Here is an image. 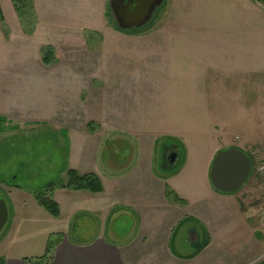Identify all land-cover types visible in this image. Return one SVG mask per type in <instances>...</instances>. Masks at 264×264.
I'll return each mask as SVG.
<instances>
[{
	"label": "rangeland",
	"instance_id": "rangeland-1",
	"mask_svg": "<svg viewBox=\"0 0 264 264\" xmlns=\"http://www.w3.org/2000/svg\"><path fill=\"white\" fill-rule=\"evenodd\" d=\"M243 2L164 0L145 26L132 30L116 25L109 0H33L32 23L19 18L11 30L12 22L0 19V180L29 198L11 226L15 204L0 187L10 210L0 256L40 255L59 230L72 241L133 240L138 212H117L106 222L82 199L60 196L67 220L59 222L30 198L49 182L65 181L73 166L111 162L136 170L144 150L149 174L153 150L154 174L164 178L148 184L153 195L161 196L162 183L164 194L169 185L187 199L164 195L157 202L163 211L146 213L164 228L139 231L174 237L177 252L211 244L212 252L225 251L228 264H264V239L257 241L264 235V1L253 0L254 18ZM252 18L259 22L252 48L258 53L241 46ZM230 146L244 149L254 169L243 187L220 192L209 171L217 151ZM171 148L180 154L169 166ZM134 172L130 189L144 181ZM176 205L179 212L171 209ZM71 206H78L74 214ZM239 221H249L257 238L243 244ZM190 228L199 242H191Z\"/></svg>",
	"mask_w": 264,
	"mask_h": 264
},
{
	"label": "crops",
	"instance_id": "crops-1",
	"mask_svg": "<svg viewBox=\"0 0 264 264\" xmlns=\"http://www.w3.org/2000/svg\"><path fill=\"white\" fill-rule=\"evenodd\" d=\"M243 3H247L252 5L250 8V12L252 17L254 18V14L256 17L259 15L253 11V5H256V9L259 10L257 4H254L253 0H241ZM9 3V4H8ZM3 4L7 5V10L5 9ZM0 6L2 7V11L5 17V23L8 25H12L11 30L13 29V24L15 22H19V15L15 12V8L13 5L12 0L10 2H1ZM259 13V12H258ZM250 22L249 30H243L242 32V41L241 46H244L243 50L253 53H258L259 48H255V40H256V30L259 31V22L253 20ZM259 20V19H258ZM3 25V22H0V26ZM249 47V48H248ZM113 145V144H111ZM145 148V147H143ZM146 149V148H145ZM244 150V149H243ZM145 151V150H144ZM142 152L143 158H141L140 166L137 167L135 170H130V165H115L113 163H108L105 166H98L97 165L93 168L86 169L85 167L80 166H73L72 168L77 169L80 172H89L93 171L97 173L104 185V190L99 193H93L87 190H69L64 188H58L52 193V197L59 203L60 205V215L55 217L54 221H65L67 217L64 218L65 215V208L62 205L60 200V196L67 197V199H71L72 201L82 199L85 203H87L91 208H88V212L91 213H104L106 222L113 219L117 212L125 211V212H138L141 221L137 228L138 232L136 233L137 236L129 242H120L116 241V239H106L104 236H98L96 238H91L88 240H81V241H72L68 237L65 236L63 230H59L60 234H62L63 239L59 241L58 245L54 251V258L50 264H149V260H154L155 264H228V258L224 252H212L211 244L205 247L202 251L196 253V244L194 245L192 250L187 247L185 252H177L172 247L173 243V232L172 239L170 237L163 239L162 232L152 231L147 233H141L139 230L148 229L153 227L155 229H163L164 223L163 221H148L147 220V211L149 208H155L156 211H163V206H158L157 202H163L164 197V189L162 183L161 186V196L158 197L157 195H153V189H150L148 184L158 185V181H163V175H156L153 171V155L154 151H150L149 155L151 157V165H150V173H145L146 169V160L144 157H148V152ZM249 155V154H248ZM144 159V161H143ZM136 171V172H134ZM134 172L136 177L139 178L138 181H143V183L136 184L135 188L132 186V190L137 191L140 190V194H132L130 184L127 183L128 180L131 179V174ZM210 172V171H209ZM133 182V181H132ZM0 187H5L8 189L9 195L11 196L12 203L15 204V213L13 215V221L11 226L16 223L17 216L19 214L17 208L20 204L26 202L27 197L24 194H20L22 191L19 190V187H10L7 186L4 181L0 180ZM18 188V190H17ZM16 189V190H15ZM21 191V192H19ZM133 192V191H132ZM17 193V194H15ZM19 193V194H18ZM132 194V195H131ZM16 195V196H14ZM20 195L19 197H17ZM23 195V196H21ZM31 197V196H30ZM183 199H187L183 196H180ZM32 201H37L35 195L30 198ZM38 202V201H37ZM39 204V203H38ZM40 205V204H39ZM158 206V208H157ZM179 206L171 207V209L175 210L174 212H179L181 208ZM72 213L74 214L76 208L78 206L70 207ZM83 209V208H82ZM81 209V210H82ZM160 209V210H159ZM9 210V204H8ZM84 210V209H83ZM133 210V211H132ZM10 216V210H9ZM194 218V217H193ZM182 220V217L179 218ZM249 220V219H247ZM179 222V221H178ZM238 223L241 224L242 230L240 231L238 238L242 240H247L250 237L257 238L255 235V228L254 232L251 231V223L249 221L242 222L239 221ZM179 224V223H178ZM250 226V227H249ZM173 227V226H172ZM175 228V227H174ZM13 229V227L11 228ZM250 229V231H249ZM11 231H9L5 236H8ZM159 235V236H158ZM252 235V236H251ZM260 237L257 238V241L260 242L261 238L264 239V235H259ZM65 237V238H64ZM221 238V236H219ZM246 237V238H245ZM49 240V239H48ZM115 240V241H114ZM199 240V239H198ZM197 240V241H198ZM48 242V241H47ZM191 242H195L192 241ZM2 241H0L1 246ZM160 244V249H156L154 245ZM249 243V241L247 242ZM245 243V244H247ZM244 244V243H243ZM47 245V244H46ZM167 245V247L165 246ZM2 251L5 250L4 248H0ZM211 249V250H210ZM222 249V248H220ZM46 250V247H45ZM156 250V252H155ZM45 252V251H44ZM43 252V253H44ZM42 253V254H43ZM40 254V255H42ZM35 255V256H40ZM155 255V256H153ZM31 257L25 253H18L17 255L11 256H0V259L3 260V264H29L25 258ZM33 257V256H32Z\"/></svg>",
	"mask_w": 264,
	"mask_h": 264
},
{
	"label": "water",
	"instance_id": "water-1",
	"mask_svg": "<svg viewBox=\"0 0 264 264\" xmlns=\"http://www.w3.org/2000/svg\"><path fill=\"white\" fill-rule=\"evenodd\" d=\"M164 0H109V7L116 25L123 30L143 27L154 16L156 9ZM180 150L171 149L167 155L168 165L176 164ZM252 172L250 156L240 147L230 146L215 154L210 167V180L220 192H233L243 187ZM9 218L8 205L0 195V233ZM190 239L196 241L199 234L195 229L189 231Z\"/></svg>",
	"mask_w": 264,
	"mask_h": 264
},
{
	"label": "trees",
	"instance_id": "trees-1",
	"mask_svg": "<svg viewBox=\"0 0 264 264\" xmlns=\"http://www.w3.org/2000/svg\"><path fill=\"white\" fill-rule=\"evenodd\" d=\"M12 2L20 19L23 20L25 18H28L29 16V19L31 21L28 22L32 23V21H34L35 11L33 0H12ZM0 19L4 20V14L2 12L1 7ZM30 30L31 29H29V31ZM50 56L51 54L46 55L44 57V62H49ZM250 158L252 161L251 156ZM253 169L254 165L252 163V171ZM58 188H64L69 190H87L94 193H99L104 190V185L100 176L93 171L81 173L75 168H69L67 170V176L65 181L49 182L44 189L35 193V197L38 203L55 217H58L60 215L61 210L59 203L52 197V193ZM165 195L167 199H171L172 202H179L182 204L186 203V200L181 198L171 187H169V185H166ZM60 236H56L54 237V239L49 238L46 245V250L42 255L27 257L25 258V260H27L29 264H50L54 258V251L60 241ZM197 242H199V240ZM207 243L208 240H206L205 243L199 245L197 251H199V249ZM0 264H3L2 259H0Z\"/></svg>",
	"mask_w": 264,
	"mask_h": 264
},
{
	"label": "flooded vegetation",
	"instance_id": "flooded-vegetation-1",
	"mask_svg": "<svg viewBox=\"0 0 264 264\" xmlns=\"http://www.w3.org/2000/svg\"><path fill=\"white\" fill-rule=\"evenodd\" d=\"M156 10H157V9H156ZM144 26H145V25H144ZM131 30H132V29H131ZM171 149H172V148H171ZM171 149H169V150H171ZM169 150H168V152H169ZM167 155H168V153H167ZM166 157H167V156H166ZM167 163H168V162H167ZM191 229H194V228H190V230H191ZM190 230H189V231H190Z\"/></svg>",
	"mask_w": 264,
	"mask_h": 264
}]
</instances>
